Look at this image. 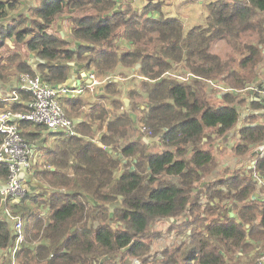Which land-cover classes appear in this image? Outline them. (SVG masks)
Here are the masks:
<instances>
[{
  "label": "trees",
  "instance_id": "trees-1",
  "mask_svg": "<svg viewBox=\"0 0 264 264\" xmlns=\"http://www.w3.org/2000/svg\"><path fill=\"white\" fill-rule=\"evenodd\" d=\"M22 1L0 0V85L24 74L65 85L74 64L98 79L135 69L142 93L130 91L118 115L100 104L84 115L79 96L63 100L66 116L84 119H78L77 136L60 135L50 148L45 168L34 173L39 186L18 201L0 195V256H9L14 240L3 215L8 211L22 220L16 264H255L253 255L264 247V150L246 173L218 171L217 157L202 144L208 130L225 138L239 120L235 154L264 142L258 102L227 92L216 96L223 104L213 105L206 89L207 81L235 91L258 83L264 0H213L205 25L187 31L163 13L164 0L139 8L130 2L119 7L116 0H36L21 12ZM63 15L72 24L71 40L53 30ZM120 39L129 49L120 48ZM214 41L239 54L238 69L234 58L210 53ZM17 46L34 55V69L13 50ZM178 70L202 80L186 84L166 75ZM118 88L110 82L101 92L117 95ZM13 93L0 97V113L24 111L32 100L26 90ZM90 122L104 128L99 144L86 139ZM20 127L26 141L40 138L31 124ZM132 131L139 137L127 140ZM3 138L0 133V144ZM151 139L159 140L157 151L145 143ZM216 171L217 178L204 181ZM8 176L1 163L0 183ZM160 220L176 221L178 239L150 255L161 237L153 228Z\"/></svg>",
  "mask_w": 264,
  "mask_h": 264
},
{
  "label": "rangeland",
  "instance_id": "rangeland-1",
  "mask_svg": "<svg viewBox=\"0 0 264 264\" xmlns=\"http://www.w3.org/2000/svg\"><path fill=\"white\" fill-rule=\"evenodd\" d=\"M36 0H23L21 5V12H26L27 8L35 3ZM118 2L119 7H124L126 4L125 2H130L134 7L139 8L141 4H144L148 0H116ZM213 0H164L165 5L163 7V13L166 16L176 17L181 20L184 31L189 30L190 28L196 26H203L205 25V18L207 15V5ZM72 24L68 20L67 16L63 15L60 16L53 26V30L60 33L61 36L65 37L67 40H71L70 33H71ZM118 44L122 50L129 49V45L123 40H118ZM14 51H17L22 59L32 60V62L36 63L37 60L35 59L34 55L29 54L22 46H17V48H13ZM210 53L218 56L221 60H227L229 57L234 58L235 64L232 66L234 69H238V60L240 58L238 53L233 51V48L226 44L224 41H214L210 44L209 47ZM72 67H77V65H72ZM137 69V67H136ZM178 72H181L178 70ZM256 74L259 73L258 76L264 78V55L262 54L260 57V63L256 66L255 69ZM241 74H246L240 70ZM255 74V76H256ZM113 76L116 77L114 83H117L119 88V94L111 95L107 94L106 92H101L102 88L104 87V83H102L98 88L90 91L89 89H85L84 93L79 96L82 102V109L84 115L91 111V108L95 107L96 105L105 107L109 113L119 114L124 111L123 107H119V103L122 102L125 104V107L129 105V96L128 93L130 91L138 92L139 94L142 93L140 82L142 81L140 77H138L135 73V69H118ZM19 75L15 78L14 81L18 82ZM103 80V79H99ZM113 82V81H112ZM221 84V82H220ZM222 85V84H221ZM208 91V95L210 96L209 102L213 105H221L223 102L217 100L216 96L219 94V89L212 88L211 86L206 88ZM89 96V97H88ZM243 96V95H240ZM88 97V98H86ZM136 98H133L132 101H135ZM115 101L117 105V109L112 106V102ZM138 101L142 102L143 99L140 97ZM241 110L242 114L244 112V108ZM126 112H130L129 110ZM137 115L138 113H134ZM132 115V118L135 120L136 115ZM69 116V117H68ZM67 117L72 120H78L80 118L84 119V117L75 118L74 116L68 115ZM244 124L243 120H239L236 127L232 129L228 136L225 138L219 137L218 135L214 134L212 130H208L205 134L204 143L202 147L204 149L210 150L218 159L219 162V170L229 169L230 171H240L245 172L249 169H253L254 161L256 156L264 150V142L262 144L255 145L249 149V151L244 155H237L234 153L235 147L239 143V137L236 135L237 130ZM98 122H90L91 126V133L89 136L86 137L87 140H91L95 144H99V137L103 132ZM137 125V124H136ZM138 127V126H137ZM22 130V129H21ZM38 131L40 132V138L35 141H25L28 143L34 142V147L37 149L36 153L34 152V156L32 158L31 167L25 171L24 174V182H23V190L26 192L22 197H12V201H18L21 198H24L27 192H29L30 186H39L38 178L34 176V173L42 171L45 168V158L48 155L50 148H52L53 141L55 138L49 137L53 135L54 137H60L61 134H53L48 133L45 128L43 127H36L32 126L29 131ZM23 132V130H22ZM25 132V131H24ZM139 133L137 131L130 132V135L127 140H133L134 137H139ZM45 139H42V137ZM44 140V141H43ZM126 141L121 140L120 143L124 144ZM145 143L148 144L150 151H157L159 149V140L158 139H151L145 140ZM44 146V148H43ZM27 176V178H26ZM217 178V171L206 178L204 181L209 182L213 179ZM26 181V182H25ZM29 181L31 183H29ZM0 183V185H3ZM30 187V188H32ZM47 190H49L47 188ZM44 213H46L44 211ZM177 221H182V217L178 218ZM177 225L176 221H169V220H160L154 225V230L160 231L161 237L158 240H155L152 244L150 255L161 251L163 248H167L177 241V237L175 236L176 230L173 228ZM23 232V230H22ZM182 239V238H179ZM262 246V244H260ZM255 251H258L255 250ZM264 253V247L259 248V253L253 255L255 259V264H257L258 260L261 258L262 254ZM130 264H137L135 260H130Z\"/></svg>",
  "mask_w": 264,
  "mask_h": 264
},
{
  "label": "built area",
  "instance_id": "built-area-1",
  "mask_svg": "<svg viewBox=\"0 0 264 264\" xmlns=\"http://www.w3.org/2000/svg\"><path fill=\"white\" fill-rule=\"evenodd\" d=\"M166 75L186 84L202 80L186 72H168ZM85 80V85L52 86L44 82L39 75L24 74L18 77L19 88L28 91L32 95V100L25 103L26 109L24 111L0 113V133L4 135L0 144V164H6L9 171L7 181L0 186V195L3 199L8 197L19 198L26 192L23 190V180L25 171L31 167L34 144L23 139L20 124L29 123L32 126L44 127L48 133L61 134L65 137L77 136L75 127L80 121L72 120L66 116L62 106L63 100L78 97L84 93L85 89L91 91L98 88L102 83L114 82L116 77L109 75L103 80H99L93 72H87ZM207 85L219 89L220 94L218 95L227 92L244 95L247 100L258 102L261 105V112L264 113V83L258 82L239 91L230 88L223 89V85L216 81H207ZM248 112L247 110L245 115ZM241 115L244 114L241 113ZM3 215L11 223L14 240L9 248V256L6 257L3 253L1 254L0 264H16L15 253L24 241L22 220L18 216L12 217L8 211L3 212ZM257 264H264V253Z\"/></svg>",
  "mask_w": 264,
  "mask_h": 264
},
{
  "label": "crops",
  "instance_id": "crops-1",
  "mask_svg": "<svg viewBox=\"0 0 264 264\" xmlns=\"http://www.w3.org/2000/svg\"><path fill=\"white\" fill-rule=\"evenodd\" d=\"M28 62L34 69L35 66H36V63L32 62V60H28ZM86 74H87V72L82 70V67H80V66L72 67L71 73H70V76H69V80L67 81V84L75 85V86H77V85H85L86 84V80H85L86 79ZM262 81H264V78H261L259 76L258 77V82H262ZM15 89H20L19 88V83L17 81H13L9 85H2L1 84L0 85V97H10V95L14 94L13 92H14ZM88 97H86V98H88ZM244 109L245 110H244L243 114H245L246 111H247L246 108H244ZM49 137L55 138L53 143L56 142L57 137H54L53 135H51ZM42 139H45V137L43 136ZM33 143L34 142H32V144ZM34 148H35V150L37 149L36 147H34ZM43 148H44V146H43ZM34 152L36 153V151H34ZM26 178H27V176H26ZM29 183H31V182L29 181ZM30 187H32V186H30ZM30 187H29V190L32 191V188H30Z\"/></svg>",
  "mask_w": 264,
  "mask_h": 264
},
{
  "label": "water",
  "instance_id": "water-1",
  "mask_svg": "<svg viewBox=\"0 0 264 264\" xmlns=\"http://www.w3.org/2000/svg\"><path fill=\"white\" fill-rule=\"evenodd\" d=\"M71 67H72V64H71ZM228 87H226V86H223V89H227ZM242 116H245V114L244 115H242Z\"/></svg>",
  "mask_w": 264,
  "mask_h": 264
}]
</instances>
